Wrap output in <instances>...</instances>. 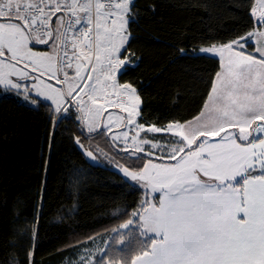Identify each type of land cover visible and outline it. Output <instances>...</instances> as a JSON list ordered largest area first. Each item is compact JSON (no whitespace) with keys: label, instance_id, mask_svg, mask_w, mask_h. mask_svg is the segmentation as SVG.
Returning a JSON list of instances; mask_svg holds the SVG:
<instances>
[{"label":"snow or ice","instance_id":"snow-or-ice-1","mask_svg":"<svg viewBox=\"0 0 264 264\" xmlns=\"http://www.w3.org/2000/svg\"><path fill=\"white\" fill-rule=\"evenodd\" d=\"M250 13L264 27V0H253ZM134 14L131 0H0V86L33 104L50 101L57 122L75 108L101 137L112 133L108 107L127 113L118 120L132 127L111 139L134 157L118 167L145 198L113 229H129L120 232L121 243L130 238L120 264H264V31L201 48L219 57L220 70L198 113L146 129L164 135L141 136L137 89L116 82L129 63L121 50ZM253 37L258 47L246 52ZM76 144L96 159L79 135ZM106 261L116 264L107 252L76 264Z\"/></svg>","mask_w":264,"mask_h":264},{"label":"trees","instance_id":"trees-1","mask_svg":"<svg viewBox=\"0 0 264 264\" xmlns=\"http://www.w3.org/2000/svg\"><path fill=\"white\" fill-rule=\"evenodd\" d=\"M131 3L135 14L121 55L129 63L117 80L137 89L138 123L162 126L192 119L220 68L216 56L200 49L252 31L253 0ZM50 104L41 98L30 103L0 87V264H29L30 251L35 264H63L89 236L101 234L109 236L104 252L120 264L130 239L120 243V232L129 229H113L138 210L144 191L111 161L89 160L77 136L93 151L107 141L111 153L109 139L89 133L75 108L54 121ZM133 159L119 154L114 162Z\"/></svg>","mask_w":264,"mask_h":264},{"label":"rangeland","instance_id":"rangeland-1","mask_svg":"<svg viewBox=\"0 0 264 264\" xmlns=\"http://www.w3.org/2000/svg\"><path fill=\"white\" fill-rule=\"evenodd\" d=\"M131 2H132V0H131ZM254 17V16H253ZM254 19H255V23H256V17H254ZM253 31H264V27H255L252 31H250V32H253ZM125 35H128V31L126 30V32H125ZM246 35V34H245ZM244 35V36H245ZM221 44H215V46H217V47H219ZM250 45L252 46V49H251V47H250ZM213 46V45H212ZM209 47H211V46H209ZM258 47V44H257V41H256V39L253 37L251 40H249V42H248V45H246V52H252V53H254L255 52V50H256V48ZM123 50V49H122ZM122 50H121V52H122ZM210 53H212V52H210ZM212 54H215V53H212ZM121 59H123V58H121ZM127 59V58H126ZM128 60V59H127ZM120 72V71H119ZM119 72L116 74V82L117 83H119L118 82V80H117V77H118V74H119ZM25 83H27L29 86H31V81H26ZM54 83V82H53ZM121 84V83H120ZM1 87V89H4L2 86H0ZM14 92H15V90H13ZM16 93V92H15ZM33 95H35L34 93H33ZM20 96V98L22 99V100H25L24 99V97H23V95H19ZM39 98H41V99H43V100H45L43 97H39ZM125 100L127 99L126 97L124 98ZM28 102H30V101H28ZM49 103H51L50 101H48ZM31 103V102H30ZM66 107V106H65ZM139 109V108H138ZM137 109V110H138ZM107 113H110L111 114V116L113 117V120L112 121H109L108 120V117H107V115L104 117V122L105 123H112V125H113V128H112V133H119L120 131H128L132 126H128L126 123H122V122H119V120H118V117H120V116H126L127 115V113H121L120 112V110H119V108H116V107H108V109H107ZM63 114H65V113H62L61 115H63ZM135 119H136V121L138 122V118L137 117H135ZM83 126H84V128L88 131V128H87V126L86 125H84L83 124ZM146 129H147V127H145V132H141V136H144V135H147V136H161V135H164L163 133H147L146 132ZM136 131H138V129H133L131 132H130V136L131 135H135V132ZM89 132V131H88ZM112 133H105V137H107L108 139H109V142H110V144L114 147V145H113V142H112V139H111V137H112ZM106 138V139H107ZM121 145L123 144V141L122 140H120V141H118ZM82 149V148H81ZM94 149V151H93V154H94V156L96 157V159H93L92 157H89L88 155H87V157H88V159L89 160H91V161H98V159L97 158H101L102 160H107V162L108 161H111V165L115 168V169H117L123 176H124V174H123V172L122 171H120V169H119V167H118V163L117 162H119V161H117V162H114V160H115V157L117 158V156L119 155V154H126V153H124V152H122V151H120L119 149H117V148H113L112 150H110V152L111 153H109V147L108 146H99V145H96V148H93ZM83 150V149H82ZM118 154V155H117ZM127 155H129V154H127ZM131 156V155H130ZM155 159V158H154ZM116 161V160H115ZM120 163V162H119ZM125 177V176H124ZM125 178H127V177H125ZM127 179H129V178H127ZM130 180V179H129ZM131 181V180H130ZM133 182V181H132ZM134 183H136V182H134ZM138 185V184H137ZM145 198V194H144V197H143V199ZM150 198V197H149ZM131 218V217H130ZM123 223V222H122ZM121 223V224H122ZM120 226V225H119ZM134 226V225H133ZM131 227V226H130ZM135 227V226H134ZM119 228V227H118ZM121 231H125V230H127V229H120ZM108 241H109V236L108 235H105V234H101V235H98V236H96V237H93V239H91V240H89V241H87V242H85L83 245H81L80 247H78L76 250H75V253L73 254V256L71 257V258H69V259H66L64 262H63V264H76V262L79 260V258H80V256L81 255H88V254H92L95 258H97V256L98 257H100L102 254H103V252H101L100 250L101 249H103V250H105V247L108 245ZM120 243H121V241H120ZM85 249H87L88 251L87 252H85Z\"/></svg>","mask_w":264,"mask_h":264},{"label":"crops","instance_id":"crops-1","mask_svg":"<svg viewBox=\"0 0 264 264\" xmlns=\"http://www.w3.org/2000/svg\"><path fill=\"white\" fill-rule=\"evenodd\" d=\"M256 27H257V23H256ZM128 31V30H127ZM128 36H129V34H128ZM207 54H210V55H213V56H216L218 59H219V57L216 55V54H212V53H207ZM123 59H126V58H123ZM128 59V58H127ZM220 62V61H219ZM219 70H220V68H219ZM218 70V71H219ZM122 84V83H121ZM139 108H140V105H139ZM138 111H139V109H138ZM137 118H138V116H137ZM168 124V123H167ZM167 124H165V125H162V126H166ZM148 126H151V125H145V127H148Z\"/></svg>","mask_w":264,"mask_h":264}]
</instances>
